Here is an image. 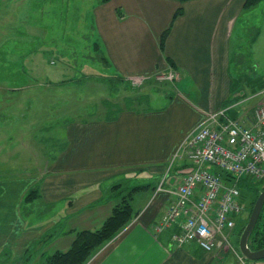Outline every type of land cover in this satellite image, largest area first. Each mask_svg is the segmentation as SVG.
Returning a JSON list of instances; mask_svg holds the SVG:
<instances>
[{
	"label": "crops",
	"instance_id": "obj_1",
	"mask_svg": "<svg viewBox=\"0 0 264 264\" xmlns=\"http://www.w3.org/2000/svg\"><path fill=\"white\" fill-rule=\"evenodd\" d=\"M49 1L39 3L53 13L57 3ZM246 2L96 0L88 28H73L66 18L65 34L74 31L80 42L82 35L90 37L89 53H96L104 71L111 72L109 78L121 83L116 89L138 96L122 99L130 105L124 109L100 107L98 117L67 121L62 129L57 124L52 137L57 145L48 160L40 137L32 135L35 145L27 150L37 157L34 169L13 174L7 167L15 159L8 160V151L0 148V257L10 253V260L0 264H46L54 253L68 251L77 232L98 230L110 217L120 202L112 198L117 184L127 190L149 187L134 195L132 203L140 214L88 264H241L229 255L216 258L197 243L178 245L173 240L180 233L177 225L162 233L153 226L192 170L185 147L190 134L210 113L229 106L231 118L251 127L256 109L264 106L260 74L254 77L258 83L248 79L245 84L233 71L237 46L261 20L259 5L247 9ZM179 10L182 14L176 17ZM171 71L178 74L173 82L154 79ZM134 77L151 79L134 91L123 85ZM139 95L147 98L138 101ZM58 97L50 94L51 99ZM27 124V131H37L32 122ZM163 181L164 190L158 191ZM36 186L40 197L26 202ZM36 202L43 206L40 210ZM236 237L235 232L232 239Z\"/></svg>",
	"mask_w": 264,
	"mask_h": 264
},
{
	"label": "rangeland",
	"instance_id": "obj_2",
	"mask_svg": "<svg viewBox=\"0 0 264 264\" xmlns=\"http://www.w3.org/2000/svg\"><path fill=\"white\" fill-rule=\"evenodd\" d=\"M18 1L0 0V130H3L0 131V136L3 137L0 148L1 151H8V160L15 159L7 167L11 168L13 174L34 169V164H38L37 157L27 150L31 149L29 145H35L32 135L40 137L45 145V156L48 160L50 150L57 145L52 139L58 128L57 124L62 129L66 127L67 121L98 117L100 113L97 111L100 107L124 109L130 105L122 99L138 96L133 95V92L124 93L123 89H116L121 88V83L111 82L108 76L111 72L104 71L103 68L106 67L97 58L96 53H89L90 37L82 35L80 42L79 38L74 36V31L67 29L65 34L66 18L71 20L73 28L81 24L89 27L96 0H56L57 6L53 13L43 10L39 3L43 0H28L27 6L19 4L21 1ZM257 9L261 19L259 28L247 30L248 38L242 45L237 46V61L233 70L237 78H243L245 84L248 79L258 83L254 77L259 74L264 80V3ZM37 26L38 28H35ZM52 39L56 42L48 45ZM66 80L67 82H64ZM147 82L149 80L142 84L129 82L123 85L137 91L143 89ZM51 93L59 96L60 100L51 99ZM262 97L264 98V95L260 98ZM145 98V95H139L138 101ZM156 104L155 101L151 106ZM108 114H112L111 111L107 112ZM29 122L35 125L36 132L34 128L27 131L25 126ZM3 166L0 164V169ZM249 183L250 179L240 182V191ZM261 186H264V182L259 184L260 188ZM125 190L123 187L120 193H115L112 189V198L120 200ZM34 206L39 210L43 207L39 206L38 202ZM51 209L52 207L46 214L50 213ZM249 217L248 213H243L236 221L239 225H246ZM238 240L240 237L237 236L231 241L234 247H237ZM8 257L10 253L4 252L0 259ZM218 258L222 259L221 256ZM247 262L264 264V260Z\"/></svg>",
	"mask_w": 264,
	"mask_h": 264
},
{
	"label": "built area",
	"instance_id": "obj_3",
	"mask_svg": "<svg viewBox=\"0 0 264 264\" xmlns=\"http://www.w3.org/2000/svg\"><path fill=\"white\" fill-rule=\"evenodd\" d=\"M176 78L174 72L158 76ZM132 80L142 84L146 78ZM230 110L229 106L210 113L190 134L185 147L192 170L175 190L174 202L154 231L162 233L177 225L180 233L173 240L178 245L197 243L215 257L231 253L243 262L231 235L243 213L239 183L264 180V106L256 109L251 127L231 118ZM162 190L164 181L158 191Z\"/></svg>",
	"mask_w": 264,
	"mask_h": 264
},
{
	"label": "trees",
	"instance_id": "obj_4",
	"mask_svg": "<svg viewBox=\"0 0 264 264\" xmlns=\"http://www.w3.org/2000/svg\"><path fill=\"white\" fill-rule=\"evenodd\" d=\"M109 1V0H104ZM186 2L189 0H178ZM264 0H247L245 7L247 9L254 8L263 4ZM183 10H179L176 17L182 14ZM165 34L164 38L167 36ZM112 78H110L111 80ZM113 80V79H112ZM114 81V80H113ZM226 177L225 175H223ZM124 186L117 184L113 186V190L120 193ZM148 185L137 186L126 192L121 196L120 202L117 203L112 211L110 217L105 221L101 228L95 231L84 230L76 233V237L66 252L58 251L49 256L46 264H88L89 261L108 243L113 241L123 230H125L133 220L140 214L133 205L134 195L139 191H144ZM264 190V187H259L258 183L250 182L246 185L245 189L241 190L242 201L245 209L248 211V216L251 214L253 207L258 199L259 194ZM40 197L39 187L36 186L30 190L26 196V202H33ZM245 224L237 225L236 234L240 237L245 229ZM239 242V240L237 241ZM239 243L237 244V248ZM250 247L253 250L264 248V209L261 218L250 237ZM10 257L7 258V260ZM4 260L1 259L0 261Z\"/></svg>",
	"mask_w": 264,
	"mask_h": 264
},
{
	"label": "water",
	"instance_id": "obj_5",
	"mask_svg": "<svg viewBox=\"0 0 264 264\" xmlns=\"http://www.w3.org/2000/svg\"><path fill=\"white\" fill-rule=\"evenodd\" d=\"M264 209V191H262L253 207L249 221L240 239L239 248L244 257L253 262L264 260V248L253 250L250 247V237L254 232Z\"/></svg>",
	"mask_w": 264,
	"mask_h": 264
}]
</instances>
